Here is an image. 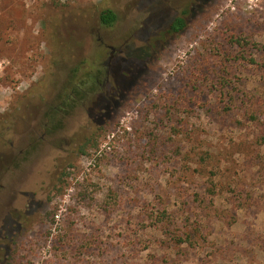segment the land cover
<instances>
[{
	"label": "rangeland",
	"instance_id": "rangeland-1",
	"mask_svg": "<svg viewBox=\"0 0 264 264\" xmlns=\"http://www.w3.org/2000/svg\"><path fill=\"white\" fill-rule=\"evenodd\" d=\"M192 1L0 0V264H264V0Z\"/></svg>",
	"mask_w": 264,
	"mask_h": 264
},
{
	"label": "trees",
	"instance_id": "trees-1",
	"mask_svg": "<svg viewBox=\"0 0 264 264\" xmlns=\"http://www.w3.org/2000/svg\"><path fill=\"white\" fill-rule=\"evenodd\" d=\"M205 1L207 0H193L189 10H183L180 15L171 19L166 27L165 34L177 35L181 33L187 26L190 14L196 9L195 6L200 3L204 4ZM116 17L117 15L112 10L103 9L99 13L98 19L102 26L111 27L116 22ZM138 65L139 62L134 60L126 69H120L117 76L110 83H106L107 88L103 91L99 89L100 84H105L104 79L101 80V76H106L107 73L99 69L85 71L80 65L73 67L65 86L57 96V102L47 112V131L54 132L61 129V117L67 116L76 106L88 102L96 93L100 99L97 107L100 108L108 107L109 103L115 105L117 99L121 98L120 100H122L134 84L129 85L134 80V77L131 76L136 72ZM81 152L83 153V150ZM209 204L212 205L211 202ZM188 236L185 235L186 239H183L182 242H188Z\"/></svg>",
	"mask_w": 264,
	"mask_h": 264
},
{
	"label": "flooded vegetation",
	"instance_id": "flooded-vegetation-1",
	"mask_svg": "<svg viewBox=\"0 0 264 264\" xmlns=\"http://www.w3.org/2000/svg\"><path fill=\"white\" fill-rule=\"evenodd\" d=\"M113 51V48H111V52Z\"/></svg>",
	"mask_w": 264,
	"mask_h": 264
}]
</instances>
